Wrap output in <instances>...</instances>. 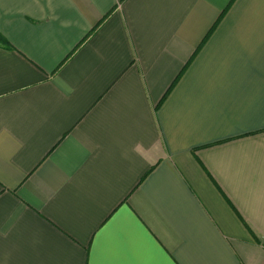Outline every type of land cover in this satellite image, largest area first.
Returning <instances> with one entry per match:
<instances>
[{"label": "crops", "instance_id": "obj_1", "mask_svg": "<svg viewBox=\"0 0 264 264\" xmlns=\"http://www.w3.org/2000/svg\"><path fill=\"white\" fill-rule=\"evenodd\" d=\"M0 264H264V0H0Z\"/></svg>", "mask_w": 264, "mask_h": 264}, {"label": "trees", "instance_id": "obj_2", "mask_svg": "<svg viewBox=\"0 0 264 264\" xmlns=\"http://www.w3.org/2000/svg\"><path fill=\"white\" fill-rule=\"evenodd\" d=\"M0 41H1V42H6V41H4V38L2 37L1 34H0Z\"/></svg>", "mask_w": 264, "mask_h": 264}]
</instances>
